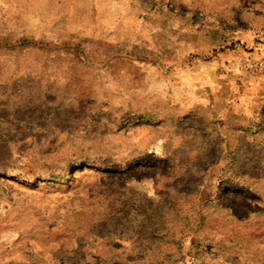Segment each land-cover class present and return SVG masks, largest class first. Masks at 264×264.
Masks as SVG:
<instances>
[{"label": "rangeland", "instance_id": "1", "mask_svg": "<svg viewBox=\"0 0 264 264\" xmlns=\"http://www.w3.org/2000/svg\"><path fill=\"white\" fill-rule=\"evenodd\" d=\"M264 0H0V264H264Z\"/></svg>", "mask_w": 264, "mask_h": 264}, {"label": "built area", "instance_id": "2", "mask_svg": "<svg viewBox=\"0 0 264 264\" xmlns=\"http://www.w3.org/2000/svg\"><path fill=\"white\" fill-rule=\"evenodd\" d=\"M244 65L247 69H256L258 71H264V54H262L256 59H251L250 56H247L245 58Z\"/></svg>", "mask_w": 264, "mask_h": 264}]
</instances>
